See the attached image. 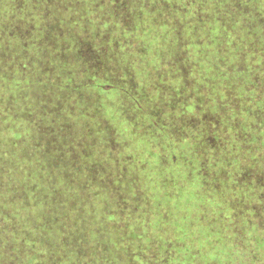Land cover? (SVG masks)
<instances>
[{"label": "trees", "instance_id": "16d2710c", "mask_svg": "<svg viewBox=\"0 0 264 264\" xmlns=\"http://www.w3.org/2000/svg\"><path fill=\"white\" fill-rule=\"evenodd\" d=\"M0 264H264V0H0Z\"/></svg>", "mask_w": 264, "mask_h": 264}]
</instances>
